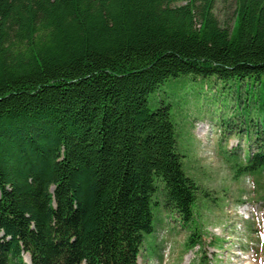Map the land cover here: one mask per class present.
Here are the masks:
<instances>
[{
    "label": "trees",
    "instance_id": "16d2710c",
    "mask_svg": "<svg viewBox=\"0 0 264 264\" xmlns=\"http://www.w3.org/2000/svg\"><path fill=\"white\" fill-rule=\"evenodd\" d=\"M215 3L0 0V264H137L153 206L201 239L172 109L148 98L180 76L264 80V0L224 24ZM256 140L223 156L235 177L264 172Z\"/></svg>",
    "mask_w": 264,
    "mask_h": 264
},
{
    "label": "rangeland",
    "instance_id": "374dc122",
    "mask_svg": "<svg viewBox=\"0 0 264 264\" xmlns=\"http://www.w3.org/2000/svg\"><path fill=\"white\" fill-rule=\"evenodd\" d=\"M232 2L216 0L220 23L232 20ZM148 103L172 109L184 170L203 193L193 217L201 239L193 236L188 247L193 230L153 206V232L143 239L138 264H264V172L235 177L240 166L223 157L262 143L256 137H264V80L180 76Z\"/></svg>",
    "mask_w": 264,
    "mask_h": 264
},
{
    "label": "bare ground",
    "instance_id": "6f19581e",
    "mask_svg": "<svg viewBox=\"0 0 264 264\" xmlns=\"http://www.w3.org/2000/svg\"><path fill=\"white\" fill-rule=\"evenodd\" d=\"M203 127V126H202ZM202 130V128L199 130V131H201ZM27 258V256H25V259ZM26 262H28V258H27V261ZM25 262V263H26ZM26 264H29V262L28 263H26ZM137 264H138V260H137Z\"/></svg>",
    "mask_w": 264,
    "mask_h": 264
}]
</instances>
